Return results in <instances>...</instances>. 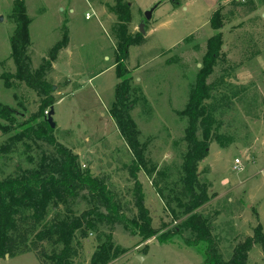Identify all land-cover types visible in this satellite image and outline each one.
<instances>
[{
    "label": "rangeland",
    "instance_id": "1",
    "mask_svg": "<svg viewBox=\"0 0 264 264\" xmlns=\"http://www.w3.org/2000/svg\"><path fill=\"white\" fill-rule=\"evenodd\" d=\"M15 1L0 0V76L14 72L10 59L14 23L10 16ZM22 1L31 20L29 52L33 68L48 58L67 30V43L56 53L48 77L56 99L52 106L53 136L77 156L82 170H90L104 181L117 200L126 202L123 208L130 217L135 212L130 196L133 183L124 167L129 165V151L109 114L116 85L120 80H129V114L137 126L147 168L156 169L151 176L144 172L137 175L145 195L144 206L155 229L169 224L170 218L163 210L152 180L156 172L178 163L187 126L180 113L195 84L208 39L221 33V52L234 66L250 54L246 51L248 43L256 45L253 50H260L259 54L235 67L227 80L236 86L251 85L243 94L247 106L235 99L233 110L225 113L220 128L222 139L230 137L229 145L210 143L198 172L200 179L208 183V194L213 197L201 211L212 219L213 235L220 238L223 257H228L239 241L252 236L257 225L264 233V107L261 105L264 102V1L251 0L257 9L249 13L243 12L244 8L232 11L231 0H177L178 5L168 0H129L130 32L140 38L128 50L127 74L122 79L116 78L114 67L116 17L110 11L114 0ZM158 2L161 3L157 5ZM156 5L151 19L145 22L144 35H140L138 24L144 13ZM219 7L226 23L214 31L210 19ZM86 14L89 19L85 18ZM218 68L211 78L218 74ZM256 95L254 102L251 99ZM23 97L24 106L28 107L27 118L36 112L39 99L26 92L24 86L6 89L0 78V104L22 110L18 104ZM7 136L0 132V142ZM235 159L240 163L238 171L232 169ZM81 203L80 199L78 208L73 209L82 210L85 206ZM112 236L127 252L110 264L203 263L201 255L180 247L178 239L174 240L175 244L160 245L155 240L141 241L119 229ZM95 246L94 236L83 240L76 262L89 264ZM0 264L39 262L33 253H26L0 258ZM246 264H264V251L253 247Z\"/></svg>",
    "mask_w": 264,
    "mask_h": 264
},
{
    "label": "trees",
    "instance_id": "2",
    "mask_svg": "<svg viewBox=\"0 0 264 264\" xmlns=\"http://www.w3.org/2000/svg\"><path fill=\"white\" fill-rule=\"evenodd\" d=\"M168 1L179 4L177 0ZM242 1L231 0L232 11L243 8V12L256 11L251 0ZM220 10L217 8L211 16V30L217 31L226 23ZM110 11L116 17L115 75L122 79L127 74L128 50L140 37L130 32L129 0H114ZM10 18L14 23L10 37L14 72L3 73L0 78L6 89L24 86L26 92L34 94L39 102L36 112L27 118L24 97L18 104V109L21 106L22 110L0 104V132L8 135L0 142V258L33 253L39 264H80L76 260L82 241L92 235L96 246L89 264H110L127 252L113 240L112 234L118 229L141 241L155 240L160 245L175 244L174 240L178 239L180 247L190 248L202 256V264H246L253 247L264 251V233L257 225L252 236L239 241L228 257L222 256L220 238L213 235L212 219L201 211L213 197L208 194V183L200 179L198 172V165L206 157L210 143L218 142L221 147L230 143V137L222 139L220 135L223 117L233 110L235 99L246 105L243 94L251 85L236 86L227 80L235 67L259 54L260 50L254 51L256 45L248 43L246 51L250 54L246 53L245 58L234 66L221 52V33L208 39L195 84L180 113L187 126L178 163L156 172V178L152 180L163 210L170 218L169 224L155 229L144 206L145 195L137 175L144 172L151 176L156 169L147 168L137 126L129 114V80H120L116 85L109 114L129 151V165L124 167L133 183L130 196L135 212L130 217L123 208L126 202L117 200L104 181L90 170H82L77 156L56 141L53 130L45 121V112L56 102L48 77L56 53L67 43V30H64L62 41L50 50L48 58L33 68L29 52L31 20L22 0L13 3ZM216 67H219L218 74L211 78ZM14 97L17 99L16 95ZM251 100L256 102L257 95ZM261 105L264 107V102ZM80 199L85 207L75 211L73 207L78 208Z\"/></svg>",
    "mask_w": 264,
    "mask_h": 264
},
{
    "label": "water",
    "instance_id": "3",
    "mask_svg": "<svg viewBox=\"0 0 264 264\" xmlns=\"http://www.w3.org/2000/svg\"><path fill=\"white\" fill-rule=\"evenodd\" d=\"M155 8H156V6H154L152 9H150V10H148V11H146V12L144 13V18H143V20H142V21L138 24V26H137V30H138V33H139L140 35H144L145 22H147V21H149V20L151 19V14H152V12H153V10H154ZM1 21H2V17H0V22H1ZM53 88H54V87H53ZM53 88H52V90H54ZM53 115H54V111H53V107H51V108L49 109V111L46 113L45 121L47 122L49 128H51L52 130L55 128V123L53 122V119H52ZM91 173H92V172H91ZM4 258H8V256L5 255ZM138 260H141V258L138 257Z\"/></svg>",
    "mask_w": 264,
    "mask_h": 264
},
{
    "label": "built area",
    "instance_id": "4",
    "mask_svg": "<svg viewBox=\"0 0 264 264\" xmlns=\"http://www.w3.org/2000/svg\"><path fill=\"white\" fill-rule=\"evenodd\" d=\"M85 18H86V19H89V15L86 14ZM46 113H47V112H45V115H46ZM232 169L235 170V171H238V170L240 169V163H239V161H238L237 159H235V160L233 161V167H232Z\"/></svg>",
    "mask_w": 264,
    "mask_h": 264
},
{
    "label": "crops",
    "instance_id": "5",
    "mask_svg": "<svg viewBox=\"0 0 264 264\" xmlns=\"http://www.w3.org/2000/svg\"><path fill=\"white\" fill-rule=\"evenodd\" d=\"M61 100V99H60ZM161 203V202H160Z\"/></svg>",
    "mask_w": 264,
    "mask_h": 264
}]
</instances>
